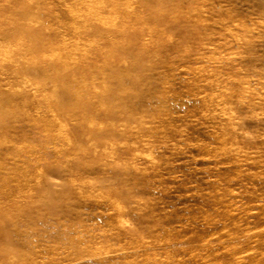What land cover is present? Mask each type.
<instances>
[{
  "label": "rangeland",
  "instance_id": "obj_1",
  "mask_svg": "<svg viewBox=\"0 0 264 264\" xmlns=\"http://www.w3.org/2000/svg\"><path fill=\"white\" fill-rule=\"evenodd\" d=\"M0 30V264H264V0H0Z\"/></svg>",
  "mask_w": 264,
  "mask_h": 264
},
{
  "label": "bare ground",
  "instance_id": "obj_2",
  "mask_svg": "<svg viewBox=\"0 0 264 264\" xmlns=\"http://www.w3.org/2000/svg\"><path fill=\"white\" fill-rule=\"evenodd\" d=\"M1 31V30H0ZM12 38V37H11ZM22 40V39H21ZM1 43V42H0ZM1 45V44H0ZM131 151V150H130ZM213 226V225H212ZM8 257V256H7ZM13 258V257H12ZM5 259V258H4ZM10 261V260H9ZM13 261V260H12ZM12 261H10V263L14 264Z\"/></svg>",
  "mask_w": 264,
  "mask_h": 264
}]
</instances>
